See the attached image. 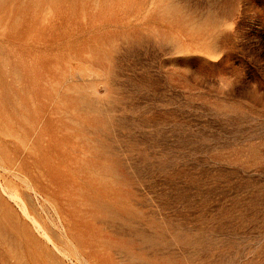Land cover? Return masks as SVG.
I'll use <instances>...</instances> for the list:
<instances>
[{"label": "rangeland", "instance_id": "374dc122", "mask_svg": "<svg viewBox=\"0 0 264 264\" xmlns=\"http://www.w3.org/2000/svg\"><path fill=\"white\" fill-rule=\"evenodd\" d=\"M0 264H264V0H0Z\"/></svg>", "mask_w": 264, "mask_h": 264}]
</instances>
